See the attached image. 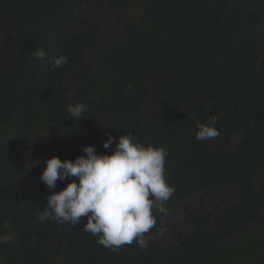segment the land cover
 <instances>
[{"label": "trees", "instance_id": "trees-1", "mask_svg": "<svg viewBox=\"0 0 264 264\" xmlns=\"http://www.w3.org/2000/svg\"><path fill=\"white\" fill-rule=\"evenodd\" d=\"M212 117L219 136L198 141ZM129 131L168 148L176 189L145 248L37 219L47 159L111 154L106 133ZM2 236L0 264H264V0H0Z\"/></svg>", "mask_w": 264, "mask_h": 264}, {"label": "clouds", "instance_id": "clouds-1", "mask_svg": "<svg viewBox=\"0 0 264 264\" xmlns=\"http://www.w3.org/2000/svg\"><path fill=\"white\" fill-rule=\"evenodd\" d=\"M46 56L43 48L37 49L34 60ZM64 55L53 57V69L67 63ZM86 105H69L71 117L84 118ZM217 118L212 117L207 124H199L196 139L205 141L219 136L215 127ZM110 128V127H109ZM118 129V128H117ZM105 149L116 147L111 154H99L94 145L82 148L86 155L75 160H62L53 156L45 161L41 181L51 192L42 212L37 213L40 222L49 219L59 224L78 225L87 217L83 231L97 235V243L112 251L134 241L141 248L147 246L145 234L156 224L154 210L167 215L164 206L176 189L166 179L165 164L168 148L145 145L132 132L118 138L106 133ZM71 182L61 191L57 182L69 178ZM11 236L0 237V244L10 243Z\"/></svg>", "mask_w": 264, "mask_h": 264}, {"label": "rangeland", "instance_id": "rangeland-1", "mask_svg": "<svg viewBox=\"0 0 264 264\" xmlns=\"http://www.w3.org/2000/svg\"><path fill=\"white\" fill-rule=\"evenodd\" d=\"M133 17H136V14H135V16H133ZM106 34H105V32H102V34H101V36H100V40H101V43L102 44H104V42L106 41V36H105ZM37 149H39L38 148V145L37 146H34L33 147V150L32 151H35V150H37ZM40 149H42V148H40ZM174 221L177 223V225L179 226V229H182V230H186V229H188V227H189V224H188V221H187V218H186V216H184V213L182 212V211H179V212H177L175 215H174ZM166 222H165V224H164V228H166Z\"/></svg>", "mask_w": 264, "mask_h": 264}]
</instances>
